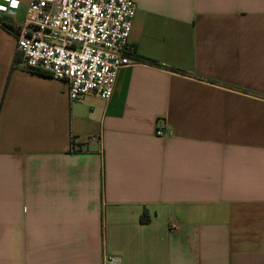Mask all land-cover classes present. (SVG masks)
<instances>
[{"label": "crops", "instance_id": "crops-1", "mask_svg": "<svg viewBox=\"0 0 264 264\" xmlns=\"http://www.w3.org/2000/svg\"><path fill=\"white\" fill-rule=\"evenodd\" d=\"M11 1L0 264H264V0H136L137 63L109 101L21 67L30 0ZM72 135L101 142L74 153Z\"/></svg>", "mask_w": 264, "mask_h": 264}, {"label": "built area", "instance_id": "built-area-1", "mask_svg": "<svg viewBox=\"0 0 264 264\" xmlns=\"http://www.w3.org/2000/svg\"><path fill=\"white\" fill-rule=\"evenodd\" d=\"M15 7L11 0H0V11ZM136 13V0H30L25 21L11 26L23 55L20 65L65 80L71 100L94 93L109 101L120 70L137 63L128 54ZM171 132L166 125L156 128L161 137ZM94 139L101 142L100 136L72 135L70 151L88 152ZM107 261L122 264L117 256Z\"/></svg>", "mask_w": 264, "mask_h": 264}, {"label": "trees", "instance_id": "trees-1", "mask_svg": "<svg viewBox=\"0 0 264 264\" xmlns=\"http://www.w3.org/2000/svg\"><path fill=\"white\" fill-rule=\"evenodd\" d=\"M40 74H42V75H47V73H44V72H41ZM48 76V75H47Z\"/></svg>", "mask_w": 264, "mask_h": 264}]
</instances>
